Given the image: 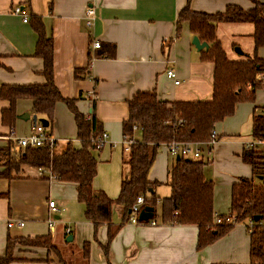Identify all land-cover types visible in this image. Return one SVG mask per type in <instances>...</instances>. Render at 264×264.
I'll list each match as a JSON object with an SVG mask.
<instances>
[{
	"label": "crops",
	"instance_id": "0c3cea01",
	"mask_svg": "<svg viewBox=\"0 0 264 264\" xmlns=\"http://www.w3.org/2000/svg\"><path fill=\"white\" fill-rule=\"evenodd\" d=\"M185 2L53 0L50 6V0H0V85L45 82L41 73L43 61L36 56L38 35L30 22L33 14L41 15L48 33L53 36L58 89L63 96L77 99L82 113L92 111L103 131L109 134L108 142L93 151L98 160V174L93 184L96 191L117 197L122 179L128 174L129 168L123 163L127 139L123 135V122L129 118L128 101L134 95L156 90L167 101L209 100L213 96L214 63L201 59V51L192 43L194 34L187 23L183 24L181 36L175 37L178 14ZM228 4L245 9L253 7L250 0H193L192 8L215 13L224 11ZM17 6L27 10L29 21L13 12ZM89 7L96 11L92 26L85 19ZM234 25H238L236 35L246 33L245 27H241L244 24ZM94 40L101 42L100 48H92ZM258 55L264 58V47L258 49ZM171 67L176 70L178 84L167 76L166 71ZM90 92H94L95 100L88 96ZM8 106L7 100L0 99V147L9 139L16 141L17 137L27 135L34 124L31 99L18 100L14 129L1 121L2 109ZM256 112L264 113V87L255 91L253 102H239L224 125L216 124L219 140L213 147L200 145L202 149L208 148L206 155L202 151L201 158L208 161L205 175L214 182V207L218 216L230 210L232 184L254 176L251 165L242 156L247 140L253 138ZM24 113H29L31 119L19 118ZM39 120L43 123L42 118L38 117ZM137 131L135 139H140ZM51 133L59 151L70 141L80 146L74 115L64 102L56 106ZM115 145L121 146L119 161L114 160V167H110ZM176 159L166 145L160 146L149 174V180L155 183L157 207L148 210L149 206L144 205L138 214L140 222L130 223L124 209L114 205L112 223L120 227L111 241L109 224H101L96 230L85 217V205L78 201L74 183L50 177L48 172L40 175L33 167L10 181L0 179V193H9L0 197V257L6 253L9 236L35 237L49 233L67 264H250L251 238L246 234L245 224H235L226 235L198 249V226L162 222L160 204L171 193L169 171ZM224 164L230 167L226 173L220 171ZM50 200L56 201L58 211L51 210ZM50 219L54 222L52 227ZM149 219H155L156 224L142 222ZM10 221L14 222L11 227ZM19 221L25 224L19 226ZM67 228L71 230L69 234H66ZM69 235L72 241L66 240ZM86 243L90 244L87 262L82 257ZM107 244L108 257L104 251ZM15 256L18 259L10 264H60L55 257L52 261L46 260L44 248L19 245Z\"/></svg>",
	"mask_w": 264,
	"mask_h": 264
},
{
	"label": "trees",
	"instance_id": "16d2710c",
	"mask_svg": "<svg viewBox=\"0 0 264 264\" xmlns=\"http://www.w3.org/2000/svg\"><path fill=\"white\" fill-rule=\"evenodd\" d=\"M192 1L186 0L179 11L175 37L181 36L183 24L187 23L191 33L202 42L209 43L208 49L201 50V59L214 63L213 96L209 100L167 101L162 100L156 90H150L139 91L128 101L129 118L123 122V135L134 141L123 155L124 166L127 165L129 171L122 179L117 197L94 189L98 160L93 151L100 148L94 138L103 129L92 111L91 119H87V114L78 109L77 99L63 96L58 89L54 76L53 36L48 33L42 16L33 14L30 22L38 35L36 56L43 61L41 73L45 82L0 85V99L9 102V106L1 112L2 124L14 129L18 119V100L31 99L35 114L47 122L45 128L52 134L56 106L64 102L74 115L80 146L70 141L59 151L57 140L53 146L46 143L41 147H20L16 141L9 139L0 147V179L10 181L33 167L45 169L60 181L74 183L78 201L85 205V217L95 225L96 230L101 224H109L110 241L120 227L112 223L114 205L124 209L125 217H131L134 215L132 207L142 194L145 206L156 208L158 199L151 192L155 183L149 180V174L160 146L172 141L208 140L216 124L232 116L239 102H253L255 91L264 87V58L258 55V49L264 47V2L250 0L253 7L249 9L228 4L224 11L210 13L193 9ZM52 4L53 0H50V6ZM222 24L252 25V53L244 51L239 58H232L218 34ZM135 125L138 126L140 139H135ZM252 129L253 137L264 136V113L253 115ZM242 158L251 165L254 176L241 178L232 184L231 205L227 214L216 215L214 182L205 175L207 162L201 157L181 156L170 168L171 193L161 200L159 216L164 223L198 226V249L226 235L235 224H245L251 238L250 264H264V178L259 179L264 176V152L246 149ZM8 194L2 192L0 197ZM256 215L260 216L258 221H255ZM217 217H222L224 222L217 223ZM233 217L236 218L234 223L229 221ZM19 245L31 249L44 248L47 250L46 260L52 261L55 257L60 264H67L49 233L35 237L9 236L0 264H10L18 259L15 249ZM104 251L108 257L109 244L104 246ZM82 257L86 262L90 258L89 243L84 245Z\"/></svg>",
	"mask_w": 264,
	"mask_h": 264
},
{
	"label": "built area",
	"instance_id": "2783aa9c",
	"mask_svg": "<svg viewBox=\"0 0 264 264\" xmlns=\"http://www.w3.org/2000/svg\"><path fill=\"white\" fill-rule=\"evenodd\" d=\"M14 13L21 15L23 17V20L25 22L29 21V14L27 10L21 6H17L13 10ZM85 19L86 23L89 26H92L94 24V21L96 19V11L93 7H89L86 11L85 14ZM101 47V42L99 40H94L92 42V48L93 49H98ZM167 76L169 78H172L175 80V83L178 84L180 81L177 79V73L174 68H168L167 71ZM263 77V76H262ZM260 77V78H262ZM88 96L92 97L93 100L96 99V96L94 95V92H90ZM87 119H91V113L87 114ZM135 130H138V126H134ZM16 142L18 146L20 147H41L44 146L46 143H49L51 146L55 143L56 139L47 132L45 126L43 123L37 122L35 124H32L31 130L27 135L17 137ZM109 140V134L106 131H102L101 134L95 139V143L98 145V147H103ZM219 140V135L218 132L213 129L210 138L206 141L203 142H178V141H172L170 143L165 144L170 153L173 156H183V157H188V158H200L202 156V147L200 145H205L208 148L213 147ZM133 139H126L125 142V150L128 151L130 145L133 143ZM246 148L247 149H255L261 152H264V136L260 138H255L253 137L252 140L246 142ZM40 175L45 174L47 172L43 168H37L36 169ZM50 177H55L52 173H49ZM264 178V177H263ZM145 205V196L144 195H139L132 207V211L134 212V215L130 217L129 222L130 223H139L138 219V214L140 213L142 207ZM49 206L53 212L58 211V205L56 204V201L50 200L49 201ZM230 222L234 223L236 221V218L233 217L229 219ZM142 222H151L152 224H156V220L154 219H149L146 221ZM217 223H222L224 222V219L222 217H217L216 218ZM53 220L50 219V226H53ZM25 224L24 221H19L18 225L23 226ZM14 225L13 221H10L8 223V226L11 227ZM252 229V227H250ZM251 229L249 230L251 232ZM71 230L67 228L66 234H69Z\"/></svg>",
	"mask_w": 264,
	"mask_h": 264
},
{
	"label": "rangeland",
	"instance_id": "374dc122",
	"mask_svg": "<svg viewBox=\"0 0 264 264\" xmlns=\"http://www.w3.org/2000/svg\"><path fill=\"white\" fill-rule=\"evenodd\" d=\"M245 25V26H244ZM241 27H245V34H243L242 36H238L235 34V32L237 31L236 27L238 25H226V24H222L219 25L218 28V34L220 36V39L223 42V46L224 48L228 51L229 55L232 58H239V56H241L237 51L236 48L240 47L243 51H245L246 53H252L253 51V38L251 37V25L250 24H244ZM249 32V33H248ZM237 44L235 46H233V44ZM227 120H223L221 122L218 123L224 125V123ZM39 122L41 123V120H39ZM249 140V139H248ZM247 140V142H248ZM252 140V139H251ZM250 141V140H249ZM121 146L120 145H115L114 148H112V160H113V166L110 167H114V160L119 161V151H120ZM203 154H207L208 152V148H203ZM206 157V156H205ZM205 162H208L206 158H203ZM120 162H118L119 164ZM216 161L212 164V167H215L216 165ZM108 167V169L110 168ZM229 165L224 164L223 165V170H220L222 173H226L227 171H229ZM103 169H101L102 171ZM256 180V178H255ZM224 203V202H223ZM239 224V223H237ZM242 224V223H241ZM246 234L248 236H250L249 232H246ZM71 245V244H70Z\"/></svg>",
	"mask_w": 264,
	"mask_h": 264
},
{
	"label": "water",
	"instance_id": "95a60500",
	"mask_svg": "<svg viewBox=\"0 0 264 264\" xmlns=\"http://www.w3.org/2000/svg\"><path fill=\"white\" fill-rule=\"evenodd\" d=\"M192 43L195 45V47H196L199 51H201V50H203V49H208L209 46H210L208 42H206V41H203V42H202V41L200 40V38H199L197 35H194V36H193ZM236 51H237L239 54H243V53H244V51H243L240 47H237V48H236ZM19 118L24 119V120H30V119H31V115H30L29 113H24V114H22V115H19ZM32 120H33V123H34V124L38 122L37 114H34V115L32 116ZM42 122H43L44 126L48 125L47 122H45V121H42ZM177 158H180V157L178 156ZM260 179H263V176H261ZM152 191H153V189H151V192H152ZM147 208H148V210H150V209L152 210V209H153V208L150 207V206L147 207ZM259 218H260V216H259V215H256V216H255V221H258ZM66 240H67V241H72V240H73V237L69 235V236L66 238Z\"/></svg>",
	"mask_w": 264,
	"mask_h": 264
}]
</instances>
